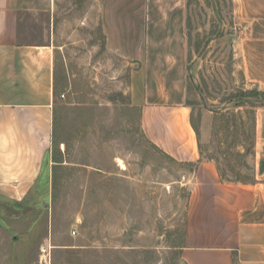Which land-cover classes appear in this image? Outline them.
<instances>
[{
  "label": "rangeland",
  "instance_id": "obj_1",
  "mask_svg": "<svg viewBox=\"0 0 264 264\" xmlns=\"http://www.w3.org/2000/svg\"><path fill=\"white\" fill-rule=\"evenodd\" d=\"M92 0H62L54 132L40 194L0 198V264H187L192 166L143 131L131 104L134 65L106 49ZM264 20L231 0H189L188 103L204 157L228 180L253 178L256 105L236 46ZM259 89V88H258ZM260 90V89H259ZM253 100V99H252ZM122 160V163L119 160Z\"/></svg>",
  "mask_w": 264,
  "mask_h": 264
},
{
  "label": "crops",
  "instance_id": "obj_2",
  "mask_svg": "<svg viewBox=\"0 0 264 264\" xmlns=\"http://www.w3.org/2000/svg\"><path fill=\"white\" fill-rule=\"evenodd\" d=\"M62 0H0V198L40 194L54 132ZM75 1V0H74ZM106 49L132 62L131 104L148 139L192 166L187 264H264V106L255 109L253 178L228 180L204 157L188 103L189 0H92ZM91 2V4H93ZM236 19L264 20V0H231ZM264 91V36L236 46ZM38 194V195H39Z\"/></svg>",
  "mask_w": 264,
  "mask_h": 264
},
{
  "label": "trees",
  "instance_id": "obj_3",
  "mask_svg": "<svg viewBox=\"0 0 264 264\" xmlns=\"http://www.w3.org/2000/svg\"><path fill=\"white\" fill-rule=\"evenodd\" d=\"M251 93H256V94H259L260 96L258 98H255V97H252V95H249L246 98L249 99L250 101H254V104L256 106H264V91L259 90L258 88H253V89H251ZM192 124H193L194 129L196 130L197 134L199 135L198 129L193 122V116H192ZM254 127H255V118H254ZM254 134H255V132H254ZM252 145L254 147V138H253ZM253 147H252V149H253ZM253 152H254V150H253Z\"/></svg>",
  "mask_w": 264,
  "mask_h": 264
},
{
  "label": "bare ground",
  "instance_id": "obj_4",
  "mask_svg": "<svg viewBox=\"0 0 264 264\" xmlns=\"http://www.w3.org/2000/svg\"><path fill=\"white\" fill-rule=\"evenodd\" d=\"M119 161L122 163V160L121 159Z\"/></svg>",
  "mask_w": 264,
  "mask_h": 264
}]
</instances>
